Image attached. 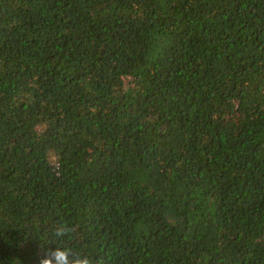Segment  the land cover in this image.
Masks as SVG:
<instances>
[{"label":"trees","instance_id":"16d2710c","mask_svg":"<svg viewBox=\"0 0 264 264\" xmlns=\"http://www.w3.org/2000/svg\"><path fill=\"white\" fill-rule=\"evenodd\" d=\"M264 264V0H0V264Z\"/></svg>","mask_w":264,"mask_h":264},{"label":"clouds","instance_id":"9594fccd","mask_svg":"<svg viewBox=\"0 0 264 264\" xmlns=\"http://www.w3.org/2000/svg\"><path fill=\"white\" fill-rule=\"evenodd\" d=\"M53 235L58 243L54 248L44 250L39 264H95V258L91 252L83 250L77 252L71 247L64 246L63 240L71 238V226L66 223L61 224L55 228Z\"/></svg>","mask_w":264,"mask_h":264}]
</instances>
